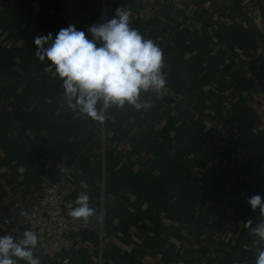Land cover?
<instances>
[{"label":"crops","instance_id":"1","mask_svg":"<svg viewBox=\"0 0 264 264\" xmlns=\"http://www.w3.org/2000/svg\"><path fill=\"white\" fill-rule=\"evenodd\" d=\"M119 7L161 40L174 96L142 93L150 109L113 107L98 123L63 103L34 39L69 25L91 38ZM58 181L96 214L56 259L37 246L40 264H255L245 224L260 219L247 198H264V0H0V235L30 230L19 208Z\"/></svg>","mask_w":264,"mask_h":264},{"label":"clouds","instance_id":"2","mask_svg":"<svg viewBox=\"0 0 264 264\" xmlns=\"http://www.w3.org/2000/svg\"><path fill=\"white\" fill-rule=\"evenodd\" d=\"M130 18L131 11L119 7L113 18L88 28L91 38L74 25L60 29L55 38L52 33L35 37V56L50 62L45 73L62 80V101L69 110L103 123L113 107L150 109L152 102L142 101L141 94L159 93L165 88L164 52L132 28ZM60 171L69 173L70 169L61 167ZM89 202L87 193L79 194L77 206L68 215L87 224L96 214ZM247 203L254 212L259 209L260 219L255 226L251 219L245 226L252 237L258 238L252 239L258 247L255 264H264V198L255 194L247 198ZM38 243L39 237L32 230H25L19 237L0 235V264H40L34 254Z\"/></svg>","mask_w":264,"mask_h":264},{"label":"built area","instance_id":"3","mask_svg":"<svg viewBox=\"0 0 264 264\" xmlns=\"http://www.w3.org/2000/svg\"><path fill=\"white\" fill-rule=\"evenodd\" d=\"M160 41H158L159 47L163 50ZM163 72L166 79L165 88L159 93H149L153 97L171 98L174 93L170 87V78L165 68ZM76 206L75 201L63 193L62 183L58 181L44 186L39 197L30 206L19 208L23 222L38 235V246L44 256L56 259L65 239L73 243L82 241L83 231L88 223L68 215V211ZM101 236L106 237L105 232H101ZM231 264H248V262L235 259Z\"/></svg>","mask_w":264,"mask_h":264}]
</instances>
